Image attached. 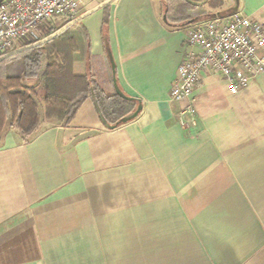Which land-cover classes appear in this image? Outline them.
<instances>
[{
  "label": "crops",
  "instance_id": "crops-1",
  "mask_svg": "<svg viewBox=\"0 0 264 264\" xmlns=\"http://www.w3.org/2000/svg\"><path fill=\"white\" fill-rule=\"evenodd\" d=\"M105 1L82 0L75 19ZM206 1L115 0L81 20L112 92L108 14L114 77L143 111L109 130L89 99L69 125L50 122L29 142L6 134L0 264H264V73L237 94L205 73L195 127L170 97L188 31L236 5L264 22V0L195 12ZM184 3L186 20L168 24Z\"/></svg>",
  "mask_w": 264,
  "mask_h": 264
},
{
  "label": "trees",
  "instance_id": "trees-1",
  "mask_svg": "<svg viewBox=\"0 0 264 264\" xmlns=\"http://www.w3.org/2000/svg\"><path fill=\"white\" fill-rule=\"evenodd\" d=\"M191 6L184 3L182 15L174 18L167 14V23L186 20L185 14ZM73 20L75 18L54 29L51 25L57 21L41 27L42 37L17 43L1 52L0 57L46 38ZM107 25L108 14L103 31L110 70L108 84L113 87L112 92L98 79L95 57L91 55L89 37L81 21L53 41L0 62V144L10 131L23 142H29L50 122L69 125L89 99L106 129H117L140 116L142 100L128 96L118 82H114L115 63L106 39Z\"/></svg>",
  "mask_w": 264,
  "mask_h": 264
},
{
  "label": "built area",
  "instance_id": "built-area-1",
  "mask_svg": "<svg viewBox=\"0 0 264 264\" xmlns=\"http://www.w3.org/2000/svg\"><path fill=\"white\" fill-rule=\"evenodd\" d=\"M82 0H3L0 4V53L30 38H39L40 28L74 19ZM188 52L178 67L170 97L185 103L179 114L183 127H195L197 109L193 100L207 72L223 77L229 92L246 89L264 73V22L239 13L210 18L190 29Z\"/></svg>",
  "mask_w": 264,
  "mask_h": 264
},
{
  "label": "water",
  "instance_id": "water-1",
  "mask_svg": "<svg viewBox=\"0 0 264 264\" xmlns=\"http://www.w3.org/2000/svg\"><path fill=\"white\" fill-rule=\"evenodd\" d=\"M3 0L0 1V4ZM113 1L115 0H106L102 5H100V7L98 8H101V7H104V6H107V5H110ZM97 8V9H98ZM238 8V5H236L235 9H233L232 11H230L229 13H224V14H217V15H214L212 16L211 18H217V17H224L226 15H229V14H233V13H237V9ZM97 9H94L92 11H89L87 13H85L84 15H82L81 17L73 20L72 22L68 23L67 25H65L64 27H62L61 29H59L58 31H56L55 33L47 36L46 38L32 44V45H29V46H25V47H21V48H18L16 50H13L3 56L0 57V62L8 59V58H11L15 55H18L20 53H23V52H26L28 50H31V49H34V48H38V47H41L51 41H53L54 39H56L58 36H60L63 32H65L68 28L72 27L73 25H75L76 23H78L79 21H81L83 18L89 16L90 14H92L93 12H95ZM167 19V17L165 16V20ZM114 73H115V67H114ZM116 78L114 77V82L116 83Z\"/></svg>",
  "mask_w": 264,
  "mask_h": 264
},
{
  "label": "rangeland",
  "instance_id": "rangeland-1",
  "mask_svg": "<svg viewBox=\"0 0 264 264\" xmlns=\"http://www.w3.org/2000/svg\"><path fill=\"white\" fill-rule=\"evenodd\" d=\"M213 2L215 3V4H218V3H220L221 2V0H207L206 1V4H201V6H198L197 7V9H196V11L195 12H199V10H201V8H205V9H203V10H207L208 8H209V6L211 5V4H213ZM66 22V20H61V21H57V23H54L53 25H51L52 27V29H54V28H57V27H59V26H61L63 23H65ZM191 26H194V25H191ZM42 32H40V37H42Z\"/></svg>",
  "mask_w": 264,
  "mask_h": 264
}]
</instances>
